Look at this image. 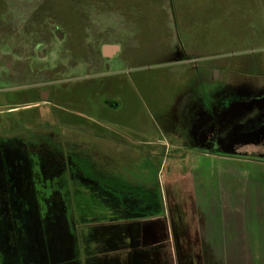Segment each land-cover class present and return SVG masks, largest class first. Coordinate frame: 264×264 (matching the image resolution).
Segmentation results:
<instances>
[{
	"label": "rangeland",
	"instance_id": "1",
	"mask_svg": "<svg viewBox=\"0 0 264 264\" xmlns=\"http://www.w3.org/2000/svg\"><path fill=\"white\" fill-rule=\"evenodd\" d=\"M216 4L0 0V136L22 138L39 129L40 111L22 108L49 88L55 109L46 118L59 123L63 137L76 129L78 138L95 139L105 129L106 145H70L82 169L91 170V161L99 175L106 171L136 186L154 204L182 198L187 182L193 189L185 197L200 201L199 182L207 189L202 198L212 197L218 173L229 167L264 169L236 161L247 153L234 148L245 141L236 136L237 123L194 140L200 97L209 98L206 111L225 93L264 94V15L231 17L220 5L209 14ZM107 44L119 47L113 57L104 56ZM238 124L247 127L246 120ZM251 156L244 160L256 161Z\"/></svg>",
	"mask_w": 264,
	"mask_h": 264
},
{
	"label": "flooded vegetation",
	"instance_id": "2",
	"mask_svg": "<svg viewBox=\"0 0 264 264\" xmlns=\"http://www.w3.org/2000/svg\"><path fill=\"white\" fill-rule=\"evenodd\" d=\"M221 98L227 99L209 108L207 116L201 107L209 98L196 100L194 140L237 123L236 136L245 141L234 142V148L247 149L239 156L264 161V94L231 92ZM54 101L51 89L39 91L38 101L22 108L40 111L39 129L22 138L0 136V264H118L119 250H135V237L141 235L134 230L137 222L160 212L163 204L106 171L99 175L91 161V170H83L70 145L92 140L106 145L105 129L99 127L95 139L78 138L76 129L63 137L59 123L46 118Z\"/></svg>",
	"mask_w": 264,
	"mask_h": 264
},
{
	"label": "crops",
	"instance_id": "3",
	"mask_svg": "<svg viewBox=\"0 0 264 264\" xmlns=\"http://www.w3.org/2000/svg\"><path fill=\"white\" fill-rule=\"evenodd\" d=\"M214 2L224 7L220 11L229 14L230 10L231 17L264 15V0ZM219 5L216 12L209 14H218ZM106 47L111 49V55L104 53L105 57L119 51L116 45ZM207 112L208 109L203 111L205 116ZM192 130L194 133L196 129ZM239 158L236 161L264 166L261 160ZM204 174L201 172L202 179ZM218 178L221 181L209 189L212 197L202 198L207 189L201 188L204 183L199 182L200 201L190 200L185 193L192 194L193 188L187 182L179 192L182 198L163 204L160 214L142 217L135 226L141 232L135 237V250H119L117 263L264 264V169L242 172L229 167L218 173Z\"/></svg>",
	"mask_w": 264,
	"mask_h": 264
},
{
	"label": "water",
	"instance_id": "4",
	"mask_svg": "<svg viewBox=\"0 0 264 264\" xmlns=\"http://www.w3.org/2000/svg\"><path fill=\"white\" fill-rule=\"evenodd\" d=\"M104 53H105L106 56L111 55V49H109V48H107V47L104 48ZM214 74H215V75L213 76V80H214V81H217L218 77L220 78V74H219L218 71H216Z\"/></svg>",
	"mask_w": 264,
	"mask_h": 264
},
{
	"label": "trees",
	"instance_id": "5",
	"mask_svg": "<svg viewBox=\"0 0 264 264\" xmlns=\"http://www.w3.org/2000/svg\"><path fill=\"white\" fill-rule=\"evenodd\" d=\"M160 205V204H159ZM159 210H161V209H159ZM154 214H160V212L158 211L157 213H154Z\"/></svg>",
	"mask_w": 264,
	"mask_h": 264
}]
</instances>
